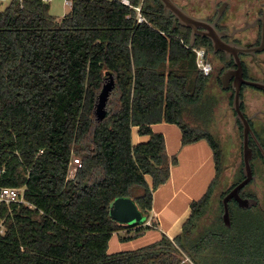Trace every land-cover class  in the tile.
<instances>
[{
    "label": "trees",
    "instance_id": "16d2710c",
    "mask_svg": "<svg viewBox=\"0 0 264 264\" xmlns=\"http://www.w3.org/2000/svg\"><path fill=\"white\" fill-rule=\"evenodd\" d=\"M130 2L72 0L60 19L41 0L0 6V185H27L25 198L33 205L14 203L9 213L2 205L0 264H191L187 250L200 264H264L263 194L259 199L245 186L241 194L256 198L258 206L244 209L231 201L230 227L222 217V198L244 178L243 160L212 212L224 153L208 128L185 120L211 80L197 67L191 36L173 29L158 0ZM195 46L208 49L209 41L197 38ZM106 72L116 88L109 116L97 121L95 102ZM161 122L180 127L183 145L207 140L215 178L191 203L174 239L162 235L138 249L109 253L113 233L140 225L122 237L133 239L150 228L115 221L110 207L129 197L149 218L153 192L171 174L165 137L152 129ZM133 127L149 140L134 145ZM74 154L82 165L68 179Z\"/></svg>",
    "mask_w": 264,
    "mask_h": 264
},
{
    "label": "flooded vegetation",
    "instance_id": "af4514ba",
    "mask_svg": "<svg viewBox=\"0 0 264 264\" xmlns=\"http://www.w3.org/2000/svg\"><path fill=\"white\" fill-rule=\"evenodd\" d=\"M173 1L188 14L215 25L222 41V46L217 50L207 36L208 29L202 26L195 29L183 26L174 12L166 15L164 11L166 18L171 20L173 26L175 24L174 29L182 30L190 36L195 31L196 39L205 38L209 41L207 55L212 63L210 75L216 72L221 88L231 92L232 106L234 97L232 85L234 82L240 85L241 110L248 119L255 137L264 147V88L246 82V80L264 82V0H213V3L206 4L204 2L196 4L194 0ZM225 72H230L227 88H223L222 83V75ZM233 112L239 131L241 126L242 132L243 126L237 119L234 109ZM251 144L253 145L251 162L260 161L264 164L262 152L253 137L250 138ZM241 196L252 197L242 194Z\"/></svg>",
    "mask_w": 264,
    "mask_h": 264
},
{
    "label": "crops",
    "instance_id": "0c3cea01",
    "mask_svg": "<svg viewBox=\"0 0 264 264\" xmlns=\"http://www.w3.org/2000/svg\"><path fill=\"white\" fill-rule=\"evenodd\" d=\"M154 132L162 133L166 142V154L170 164L171 174L166 183L160 185L153 192L152 210L150 214V228L142 235L133 239H123L135 233L140 227L133 226L113 233L109 241V253L135 250L161 239L167 235L174 239L182 230L184 223L191 214V203L200 199L208 190L209 185L216 175L214 153L207 142L202 139L187 145L182 144V131L176 124L161 122L152 125ZM237 134V133H236ZM148 135H140L138 127L132 128V142L134 145L149 140ZM177 162L172 163L173 157ZM146 180L152 185L151 176ZM113 239L115 240L114 242ZM141 239L153 240L145 245H136ZM129 246L123 250L124 245ZM111 246L116 252H110Z\"/></svg>",
    "mask_w": 264,
    "mask_h": 264
},
{
    "label": "water",
    "instance_id": "95a60500",
    "mask_svg": "<svg viewBox=\"0 0 264 264\" xmlns=\"http://www.w3.org/2000/svg\"><path fill=\"white\" fill-rule=\"evenodd\" d=\"M164 6L165 14L168 15L171 11L174 12L179 17V23L186 27L196 28L197 26H202L208 29L207 36L213 41V46L217 50L218 47L222 46V41L217 33V29L214 24L210 22L192 16L185 12L178 4H176L173 0H160ZM175 24L173 26V29ZM197 34L194 31L191 34L190 45L194 46L196 42ZM229 75L230 72H225L222 75V83L223 88L229 87ZM248 84L253 86L264 88V82L259 81H249L246 80ZM234 90V97H233V109L236 112L237 119L241 122L243 129H242V160H243V175L244 178L234 186L223 198V221L227 227L231 226V213H230V202L235 200L239 207L244 209H249L255 206H258L259 201L253 197H242L241 190L247 186L252 180L255 179L253 166H252V158H253V149L250 145V138L253 137L258 148L262 152L264 157V147L260 143V141L255 137L251 126L249 124L248 119L244 116L241 110V95H240V85L236 82L232 85ZM116 88V81L115 77L111 72H106L105 74V81L103 86L96 97L94 114L97 121H103L106 119L110 112L108 109V102L111 96V93ZM110 214L112 218L121 223L126 225H133V224H141L143 225L146 221V216L143 212L138 208L136 202L129 197H119L116 198L110 207ZM152 264V263H151Z\"/></svg>",
    "mask_w": 264,
    "mask_h": 264
},
{
    "label": "rangeland",
    "instance_id": "374dc122",
    "mask_svg": "<svg viewBox=\"0 0 264 264\" xmlns=\"http://www.w3.org/2000/svg\"><path fill=\"white\" fill-rule=\"evenodd\" d=\"M194 1L196 4H201L203 2L204 4L207 2L213 3V0ZM69 10L70 6L64 4L63 0H54L51 3L50 13L57 19L62 18ZM213 74L214 75H210L211 80L206 87L203 100L201 103L193 105L188 109L185 114V120L194 125H201L208 128L221 144L224 153V173L221 183L213 194L212 212L214 213L216 211L215 209L219 206L221 192L229 187L234 180V174L241 167L242 137L232 108L231 92L223 90L217 81V73L213 72ZM252 166L255 179L246 186V191L257 194L259 199H261V195L263 194L264 196V164L260 161H254L252 162ZM213 213L204 219V224L210 223ZM114 241L115 240L113 239L112 242ZM151 241L153 240L144 241V239H141L140 241H137L136 245L139 247ZM128 248L130 247L125 244L122 249L127 250ZM109 251L116 252L117 250H114L111 246ZM187 253L188 256H185L187 261H190L191 264H200L195 261L194 253L191 252V250H187Z\"/></svg>",
    "mask_w": 264,
    "mask_h": 264
},
{
    "label": "built area",
    "instance_id": "2783aa9c",
    "mask_svg": "<svg viewBox=\"0 0 264 264\" xmlns=\"http://www.w3.org/2000/svg\"><path fill=\"white\" fill-rule=\"evenodd\" d=\"M12 0H0V6L6 7L8 4H10ZM45 3L51 4L54 0H41ZM64 4L67 6H70V9L72 7V0H63ZM126 5L131 6L130 0H121ZM137 11V17L138 21L142 22L144 21V17L141 14V5L135 7ZM65 15V14H64ZM194 52L196 53V64L197 67L205 74L210 75L212 72V63L207 55V49L202 47H196L188 45ZM82 165L81 159L78 156L73 155L71 157L70 163H69V171H68V179H71L75 176L76 171L78 168H80ZM5 168L0 167V176L4 173ZM27 191V185L24 186H4L0 185V233L5 232V217L2 216V205L6 204L9 209L8 213L11 212V204L18 203V204H27L31 207L33 205L26 200L25 194ZM150 218V216H149ZM149 218L146 219L145 224L150 225Z\"/></svg>",
    "mask_w": 264,
    "mask_h": 264
}]
</instances>
